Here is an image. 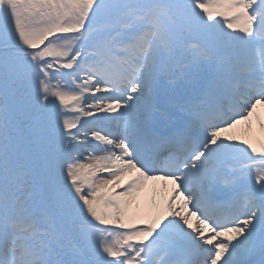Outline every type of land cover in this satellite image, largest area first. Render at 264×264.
Instances as JSON below:
<instances>
[{"label":"snow or ice","instance_id":"obj_1","mask_svg":"<svg viewBox=\"0 0 264 264\" xmlns=\"http://www.w3.org/2000/svg\"><path fill=\"white\" fill-rule=\"evenodd\" d=\"M0 264H264V0H0Z\"/></svg>","mask_w":264,"mask_h":264},{"label":"bare ground","instance_id":"obj_2","mask_svg":"<svg viewBox=\"0 0 264 264\" xmlns=\"http://www.w3.org/2000/svg\"><path fill=\"white\" fill-rule=\"evenodd\" d=\"M239 127L241 128V126H239ZM161 186H162V185H160L159 188H163V187H161ZM157 193L160 194L161 191L158 190ZM144 198H145V199H151V192H146V193L144 194Z\"/></svg>","mask_w":264,"mask_h":264},{"label":"rangeland","instance_id":"obj_3","mask_svg":"<svg viewBox=\"0 0 264 264\" xmlns=\"http://www.w3.org/2000/svg\"><path fill=\"white\" fill-rule=\"evenodd\" d=\"M253 126H254V128L257 130V132L259 131V129H258V125L256 124V122L255 121H253ZM244 129V125H241V128H240V130H243ZM165 192H166V194H167V192H168V189L167 190H165Z\"/></svg>","mask_w":264,"mask_h":264}]
</instances>
